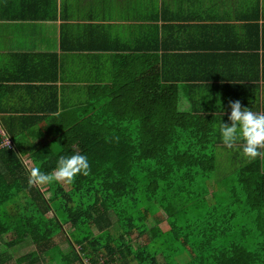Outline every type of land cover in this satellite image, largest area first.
I'll return each mask as SVG.
<instances>
[{
  "label": "trees",
  "instance_id": "16d2710c",
  "mask_svg": "<svg viewBox=\"0 0 264 264\" xmlns=\"http://www.w3.org/2000/svg\"><path fill=\"white\" fill-rule=\"evenodd\" d=\"M134 65L126 86L93 85L71 111L32 104L0 116V142L12 141L0 147V237L35 246L16 264L38 263L57 234L71 248L58 250L59 264H162L160 255L165 264H264L261 160L218 161L213 118L194 114L157 65ZM76 153L88 157L89 175L29 186L25 157L50 173Z\"/></svg>",
  "mask_w": 264,
  "mask_h": 264
},
{
  "label": "crops",
  "instance_id": "0c3cea01",
  "mask_svg": "<svg viewBox=\"0 0 264 264\" xmlns=\"http://www.w3.org/2000/svg\"><path fill=\"white\" fill-rule=\"evenodd\" d=\"M138 61L218 133L230 100L264 112V0H0V116L71 111L93 85L126 86Z\"/></svg>",
  "mask_w": 264,
  "mask_h": 264
},
{
  "label": "clouds",
  "instance_id": "9594fccd",
  "mask_svg": "<svg viewBox=\"0 0 264 264\" xmlns=\"http://www.w3.org/2000/svg\"><path fill=\"white\" fill-rule=\"evenodd\" d=\"M231 108L228 120L231 122L219 125L222 143L229 149H239L249 161L257 157L264 158V112H253L242 107L239 99L229 101ZM78 174H90V164L86 155L76 153L61 156L56 168L50 173H44L39 167L29 169L28 184L39 187L53 182L72 184Z\"/></svg>",
  "mask_w": 264,
  "mask_h": 264
},
{
  "label": "rangeland",
  "instance_id": "374dc122",
  "mask_svg": "<svg viewBox=\"0 0 264 264\" xmlns=\"http://www.w3.org/2000/svg\"><path fill=\"white\" fill-rule=\"evenodd\" d=\"M22 92H24V90ZM231 150L238 153V158L243 157L239 149H228L227 151L224 149V152L221 153L223 156L219 158L218 161L220 162L222 160L227 161L228 160L227 157H229L230 158L229 161L231 162L232 160ZM24 162L26 163L28 169L33 166L32 160L28 157L24 158ZM49 215H53V213L49 212ZM156 216H158L159 218H164L166 216V213L164 211H160ZM112 219H113L114 224L111 230L114 235H118L122 232L121 228L118 225L116 221V217L114 215L112 216ZM155 222L156 221L154 217L149 218L148 223L150 226L154 225ZM66 228H68V226H66ZM97 231L98 230L95 229V232ZM10 238H11L10 234H4L2 237H0V256H1V259L4 260V261L0 260V264H16L17 257L23 254H26L35 248V246L33 245L30 239L24 241L22 244L10 247L6 244V242L9 241ZM139 242H143V240H139ZM70 249L71 248L69 246V243L66 237H64L62 234H57L54 239L53 247H51V249L48 252H45L44 254H42L41 260L38 261V263L36 264H59L61 260L58 254V250L68 252ZM159 258H160V262L162 264H165V261L161 255L159 256Z\"/></svg>",
  "mask_w": 264,
  "mask_h": 264
},
{
  "label": "built area",
  "instance_id": "2783aa9c",
  "mask_svg": "<svg viewBox=\"0 0 264 264\" xmlns=\"http://www.w3.org/2000/svg\"><path fill=\"white\" fill-rule=\"evenodd\" d=\"M1 132L5 134V131L3 129L1 130ZM4 145H10V146L12 145V141L9 137L4 138L3 141L0 142V147Z\"/></svg>",
  "mask_w": 264,
  "mask_h": 264
},
{
  "label": "bare ground",
  "instance_id": "6f19581e",
  "mask_svg": "<svg viewBox=\"0 0 264 264\" xmlns=\"http://www.w3.org/2000/svg\"><path fill=\"white\" fill-rule=\"evenodd\" d=\"M126 152H127V149H126ZM197 222V221H196Z\"/></svg>",
  "mask_w": 264,
  "mask_h": 264
}]
</instances>
